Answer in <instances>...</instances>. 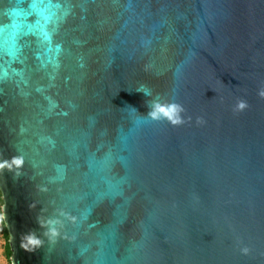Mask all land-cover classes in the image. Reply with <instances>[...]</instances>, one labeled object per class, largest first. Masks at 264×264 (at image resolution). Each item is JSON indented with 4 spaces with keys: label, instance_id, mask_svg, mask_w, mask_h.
I'll return each mask as SVG.
<instances>
[{
    "label": "water",
    "instance_id": "1",
    "mask_svg": "<svg viewBox=\"0 0 264 264\" xmlns=\"http://www.w3.org/2000/svg\"><path fill=\"white\" fill-rule=\"evenodd\" d=\"M261 90L264 0H0L12 264H264Z\"/></svg>",
    "mask_w": 264,
    "mask_h": 264
},
{
    "label": "clouds",
    "instance_id": "2",
    "mask_svg": "<svg viewBox=\"0 0 264 264\" xmlns=\"http://www.w3.org/2000/svg\"><path fill=\"white\" fill-rule=\"evenodd\" d=\"M145 86H141L138 92H143ZM147 95L148 93H144ZM261 97H264V90H261L260 93ZM238 109H243L246 107V102L244 101H238L237 105ZM184 109L181 105L177 103H161L159 101H154L147 112V117H149L152 120H160V119H166L173 125L183 123V118L181 113H183ZM16 164L18 166H21L23 161L21 159L15 160ZM2 167V165H0ZM245 252L247 249L244 250Z\"/></svg>",
    "mask_w": 264,
    "mask_h": 264
},
{
    "label": "trees",
    "instance_id": "3",
    "mask_svg": "<svg viewBox=\"0 0 264 264\" xmlns=\"http://www.w3.org/2000/svg\"><path fill=\"white\" fill-rule=\"evenodd\" d=\"M0 204H1V208H0V239L2 240L3 245H4V254H5L6 258L8 259L9 264H12V261H11L12 248H11V244H10V231H9L7 222H6L5 217H4L5 201H4V197H3V193H2L1 188H0Z\"/></svg>",
    "mask_w": 264,
    "mask_h": 264
},
{
    "label": "rangeland",
    "instance_id": "4",
    "mask_svg": "<svg viewBox=\"0 0 264 264\" xmlns=\"http://www.w3.org/2000/svg\"><path fill=\"white\" fill-rule=\"evenodd\" d=\"M0 208H1V204H0ZM4 256H5V254H4V245H3L2 240L0 239V257H4Z\"/></svg>",
    "mask_w": 264,
    "mask_h": 264
},
{
    "label": "crops",
    "instance_id": "5",
    "mask_svg": "<svg viewBox=\"0 0 264 264\" xmlns=\"http://www.w3.org/2000/svg\"><path fill=\"white\" fill-rule=\"evenodd\" d=\"M0 264H9L8 259L6 256L0 257Z\"/></svg>",
    "mask_w": 264,
    "mask_h": 264
}]
</instances>
